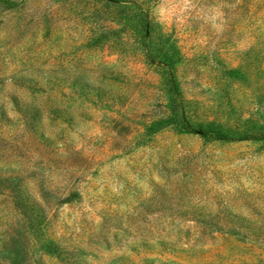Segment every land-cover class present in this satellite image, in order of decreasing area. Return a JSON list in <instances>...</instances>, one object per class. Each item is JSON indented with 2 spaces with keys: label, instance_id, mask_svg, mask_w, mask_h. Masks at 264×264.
Segmentation results:
<instances>
[{
  "label": "rangeland",
  "instance_id": "1",
  "mask_svg": "<svg viewBox=\"0 0 264 264\" xmlns=\"http://www.w3.org/2000/svg\"><path fill=\"white\" fill-rule=\"evenodd\" d=\"M139 16L199 116L264 124V0H0V264H264L263 130L144 136Z\"/></svg>",
  "mask_w": 264,
  "mask_h": 264
},
{
  "label": "trees",
  "instance_id": "2",
  "mask_svg": "<svg viewBox=\"0 0 264 264\" xmlns=\"http://www.w3.org/2000/svg\"><path fill=\"white\" fill-rule=\"evenodd\" d=\"M130 4V3H129ZM142 13V12H141ZM135 43L143 53L145 62L151 66L159 77L165 95V114L151 121L145 128L146 135H152L170 128L178 134H195L206 143H229L254 139L255 131L261 132L264 146V124L257 120L242 119L238 122L227 119L199 116L196 102L184 98L181 91L175 66L180 62V53L174 40L162 32L154 35L153 25L145 17L139 16V21L133 27ZM240 74L238 69H225L226 79H236ZM259 139V138H258Z\"/></svg>",
  "mask_w": 264,
  "mask_h": 264
}]
</instances>
